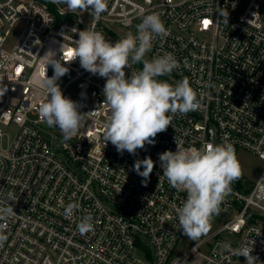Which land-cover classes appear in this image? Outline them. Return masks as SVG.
I'll return each instance as SVG.
<instances>
[{
    "label": "built area",
    "instance_id": "built-area-1",
    "mask_svg": "<svg viewBox=\"0 0 264 264\" xmlns=\"http://www.w3.org/2000/svg\"><path fill=\"white\" fill-rule=\"evenodd\" d=\"M66 7L53 0H0V88H8L0 96V207L9 204L16 214L0 221L8 236L0 264H246L225 245L252 247L257 264H264V168L247 191L232 183L215 215L225 217L219 227L175 253L183 237L175 209L186 192L163 178L159 161L177 147L225 141L236 156L244 149L264 161V0H107L99 17L83 11L86 20ZM152 12L169 35L153 42L148 59L172 53L178 61L158 79L174 85L187 77L201 107L174 115L155 143L136 155L120 154L103 143L105 78L84 70L78 58L68 62L67 53L79 31L91 28L115 43L122 38L114 25L136 32ZM227 13L226 24L221 14ZM49 50L55 59L63 54L69 68L57 81L63 95L80 105L78 111L92 112L68 141L38 112L45 99L36 94L33 77L45 71L52 77L42 58ZM141 69L131 64L126 78ZM10 126L16 131L4 148ZM147 157L154 168L144 182L134 164ZM69 203L79 207L65 218ZM85 215L92 216L94 230L81 235L77 224ZM138 250L141 257L134 255Z\"/></svg>",
    "mask_w": 264,
    "mask_h": 264
},
{
    "label": "clouds",
    "instance_id": "clouds-1",
    "mask_svg": "<svg viewBox=\"0 0 264 264\" xmlns=\"http://www.w3.org/2000/svg\"><path fill=\"white\" fill-rule=\"evenodd\" d=\"M66 4L70 11H89L99 17L107 11V0H53ZM227 24V14H221ZM250 22V21H249ZM73 32L76 29L72 30ZM169 35L161 16L152 12L142 16L135 34L128 32L115 43L105 35L91 28L79 31V38L73 42L72 59H79L80 66L93 75L105 78L103 96L109 108L107 123L103 124L104 146L111 142L120 154L126 150L136 155L137 149L154 144L158 133L166 131L174 115H186L201 107L197 93L190 81L184 77L174 85L159 77L170 75L178 67L174 54L146 59L153 42ZM62 51V45L60 48ZM56 52L49 50L45 58V69L51 65L52 77L37 74L33 77L36 94L45 102L38 106L40 118L49 126L58 128L64 141L75 137L88 113L78 111L80 105L63 95L57 81L69 72L62 56L55 59ZM142 64V69L132 71L126 78L125 68L131 64ZM7 86L0 88V96L7 92ZM104 101V102H105ZM163 178L177 191L186 192V199L175 209L179 229L183 235L195 241L210 230L212 217L218 214L220 205L231 192L232 183L241 176V167L231 143L207 144L201 148L190 147L175 152L165 151L159 155ZM143 166V171H141ZM154 168L150 157L136 160L134 170L147 182ZM264 179V178H262ZM79 206L69 203L64 206L63 215L71 218ZM16 215L9 204L0 207V221ZM6 225L0 223V246L8 240ZM77 230L85 235L94 230L92 216L85 215L77 224ZM225 248L233 255L246 258V264H257L252 255L253 248L241 246Z\"/></svg>",
    "mask_w": 264,
    "mask_h": 264
},
{
    "label": "rangeland",
    "instance_id": "rangeland-1",
    "mask_svg": "<svg viewBox=\"0 0 264 264\" xmlns=\"http://www.w3.org/2000/svg\"><path fill=\"white\" fill-rule=\"evenodd\" d=\"M67 10L68 7H66ZM81 16L86 20L88 19L87 15L83 12H80ZM114 31L121 37L124 38L128 32H132L135 34L133 28H125L120 25L113 26ZM146 59L149 58L148 53L146 54ZM73 86L69 88L68 94H70ZM16 131V126H10L9 128H4L5 135L3 137V147L6 148L10 141L13 139L14 134ZM237 160L239 161L241 167V176L236 181L240 185V189L242 191H247L251 188L257 178L260 176L263 168H264V161L260 159L257 155L244 150L240 149L237 156ZM225 217L213 216V220L210 221V230L208 233L214 231L220 224L224 221ZM196 241V240H195ZM195 241L190 240L187 236L183 235L181 240L179 241L178 245L176 246L175 253H179L189 245L194 243ZM135 256L141 257V250H138L134 253Z\"/></svg>",
    "mask_w": 264,
    "mask_h": 264
},
{
    "label": "snow or ice",
    "instance_id": "snow-or-ice-1",
    "mask_svg": "<svg viewBox=\"0 0 264 264\" xmlns=\"http://www.w3.org/2000/svg\"><path fill=\"white\" fill-rule=\"evenodd\" d=\"M67 55H68L69 57H71V56H72V51H69V52L67 53Z\"/></svg>",
    "mask_w": 264,
    "mask_h": 264
},
{
    "label": "trees",
    "instance_id": "trees-1",
    "mask_svg": "<svg viewBox=\"0 0 264 264\" xmlns=\"http://www.w3.org/2000/svg\"><path fill=\"white\" fill-rule=\"evenodd\" d=\"M140 247H141L142 249H146V247H145L143 244H140Z\"/></svg>",
    "mask_w": 264,
    "mask_h": 264
}]
</instances>
